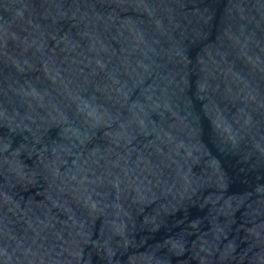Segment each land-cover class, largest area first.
<instances>
[{
    "label": "water",
    "instance_id": "water-1",
    "mask_svg": "<svg viewBox=\"0 0 264 264\" xmlns=\"http://www.w3.org/2000/svg\"><path fill=\"white\" fill-rule=\"evenodd\" d=\"M0 264H264V0H0Z\"/></svg>",
    "mask_w": 264,
    "mask_h": 264
}]
</instances>
